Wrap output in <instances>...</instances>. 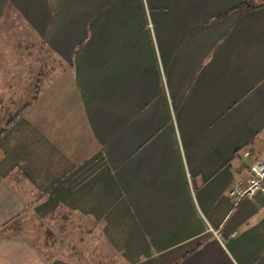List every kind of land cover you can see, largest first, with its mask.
<instances>
[{
	"label": "crops",
	"instance_id": "0c3cea01",
	"mask_svg": "<svg viewBox=\"0 0 264 264\" xmlns=\"http://www.w3.org/2000/svg\"><path fill=\"white\" fill-rule=\"evenodd\" d=\"M244 1L0 0V229L60 208L123 264H264V196H228L264 164ZM0 264L74 263L0 233Z\"/></svg>",
	"mask_w": 264,
	"mask_h": 264
},
{
	"label": "rangeland",
	"instance_id": "374dc122",
	"mask_svg": "<svg viewBox=\"0 0 264 264\" xmlns=\"http://www.w3.org/2000/svg\"><path fill=\"white\" fill-rule=\"evenodd\" d=\"M24 188L32 191L26 185ZM20 219L19 222L13 219L0 229V233L23 238L41 252L68 259L74 264H123L114 258L116 254L89 220L80 223L78 217L60 208L40 219L29 214ZM81 224L87 231L79 229Z\"/></svg>",
	"mask_w": 264,
	"mask_h": 264
},
{
	"label": "built area",
	"instance_id": "2783aa9c",
	"mask_svg": "<svg viewBox=\"0 0 264 264\" xmlns=\"http://www.w3.org/2000/svg\"><path fill=\"white\" fill-rule=\"evenodd\" d=\"M249 177L244 183L235 182L228 190L233 204L241 199H251L256 193L264 196V164L254 162L248 165Z\"/></svg>",
	"mask_w": 264,
	"mask_h": 264
},
{
	"label": "trees",
	"instance_id": "16d2710c",
	"mask_svg": "<svg viewBox=\"0 0 264 264\" xmlns=\"http://www.w3.org/2000/svg\"><path fill=\"white\" fill-rule=\"evenodd\" d=\"M256 1H257V0H245L243 3L240 4V6H243V7L247 8V9H252V8H255V7L259 6V4H258ZM16 115H17V114H15L13 117L10 118L9 121H7V122L5 123V125L3 126V128L0 129V133L5 129V127H6L7 125L10 124V122H11L13 119H15Z\"/></svg>",
	"mask_w": 264,
	"mask_h": 264
}]
</instances>
